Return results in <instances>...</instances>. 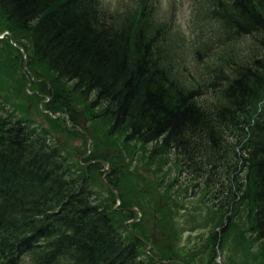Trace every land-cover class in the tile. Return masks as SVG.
Returning <instances> with one entry per match:
<instances>
[{
  "label": "trees",
  "instance_id": "1",
  "mask_svg": "<svg viewBox=\"0 0 264 264\" xmlns=\"http://www.w3.org/2000/svg\"><path fill=\"white\" fill-rule=\"evenodd\" d=\"M130 1L112 12L105 0H0V16L15 41L28 34L57 82L95 95L111 136L155 144L154 153L175 154L189 174L247 203L264 244V0H193L205 87L173 77L159 0ZM1 105L0 264H145L140 243L124 241L109 208L93 201L89 178Z\"/></svg>",
  "mask_w": 264,
  "mask_h": 264
},
{
  "label": "rangeland",
  "instance_id": "2",
  "mask_svg": "<svg viewBox=\"0 0 264 264\" xmlns=\"http://www.w3.org/2000/svg\"><path fill=\"white\" fill-rule=\"evenodd\" d=\"M105 4L112 12L134 5ZM192 15L191 0L157 2V16L170 30L161 47L173 77L205 87L207 72L194 57ZM13 36L0 16V102L7 115L27 121L61 148L73 175L89 178L93 201L109 208L124 241L140 243L145 264H264V244L251 229L247 203L189 174L175 154L154 153L155 144L127 142L124 133L111 136L109 123L98 116L103 106H93L95 95L82 98L73 92L74 83L57 82L35 60L28 34L18 33L20 43ZM220 49L216 54L224 53ZM235 177L243 180L245 173Z\"/></svg>",
  "mask_w": 264,
  "mask_h": 264
},
{
  "label": "water",
  "instance_id": "3",
  "mask_svg": "<svg viewBox=\"0 0 264 264\" xmlns=\"http://www.w3.org/2000/svg\"><path fill=\"white\" fill-rule=\"evenodd\" d=\"M62 145H64V144H62Z\"/></svg>",
  "mask_w": 264,
  "mask_h": 264
}]
</instances>
